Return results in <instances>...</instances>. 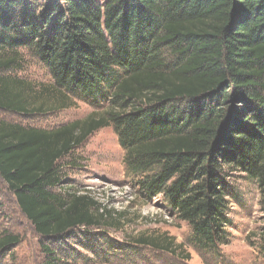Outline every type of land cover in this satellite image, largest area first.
Segmentation results:
<instances>
[{
    "label": "trees",
    "instance_id": "trees-1",
    "mask_svg": "<svg viewBox=\"0 0 264 264\" xmlns=\"http://www.w3.org/2000/svg\"><path fill=\"white\" fill-rule=\"evenodd\" d=\"M29 61L51 85L16 74ZM73 98L102 109L51 129L0 118V179L45 264H68L72 232L116 222L65 185L79 147L110 125L127 175L187 223L196 251L227 243L236 175L256 183L264 209V0H0V110L44 115ZM17 242L2 232L0 254Z\"/></svg>",
    "mask_w": 264,
    "mask_h": 264
},
{
    "label": "rangeland",
    "instance_id": "rangeland-1",
    "mask_svg": "<svg viewBox=\"0 0 264 264\" xmlns=\"http://www.w3.org/2000/svg\"><path fill=\"white\" fill-rule=\"evenodd\" d=\"M36 88L39 83L52 84L45 69L29 61L16 73ZM52 99V98H51ZM54 100V99H53ZM71 106L44 115L22 116L0 110V118L20 124L51 129L59 124L83 120L94 110H101L78 99ZM124 149L112 125L93 132L77 151L78 161L65 185L88 195L108 212L115 223L108 228L81 232V241L67 238L68 264H264L259 234H264V209L259 204L256 183L236 175L240 198L229 206V239L215 253L199 252L188 242L187 223L169 211L161 196L146 199L127 175L123 163ZM17 236L18 242L0 254V264H45L39 236L20 212L12 192L0 179V234ZM85 237H84V236ZM144 236L172 244L171 251L135 245ZM93 247V249H92ZM99 250V251H98ZM98 252V253H97Z\"/></svg>",
    "mask_w": 264,
    "mask_h": 264
}]
</instances>
